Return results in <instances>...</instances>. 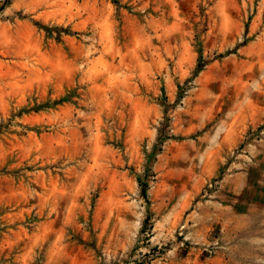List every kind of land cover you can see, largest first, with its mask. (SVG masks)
<instances>
[{
	"label": "rangeland",
	"instance_id": "obj_1",
	"mask_svg": "<svg viewBox=\"0 0 264 264\" xmlns=\"http://www.w3.org/2000/svg\"><path fill=\"white\" fill-rule=\"evenodd\" d=\"M0 58V264H264V0H0ZM194 97L245 127L209 180ZM229 172L241 215L189 243Z\"/></svg>",
	"mask_w": 264,
	"mask_h": 264
},
{
	"label": "crops",
	"instance_id": "obj_2",
	"mask_svg": "<svg viewBox=\"0 0 264 264\" xmlns=\"http://www.w3.org/2000/svg\"><path fill=\"white\" fill-rule=\"evenodd\" d=\"M197 58V56H196ZM196 58L191 57V62L194 64ZM11 62V61H10ZM14 71L8 61L0 58V89L1 94H7L6 87L13 84ZM29 76H27V79ZM46 78H48L46 76ZM28 80V86L44 87L48 82L44 77ZM8 91V90H7ZM221 94H234L228 88ZM129 110L136 111L139 106L142 107L144 101L138 96L137 91L133 88L128 90ZM197 104V105H196ZM202 106L199 99L195 101V97L189 107L187 108V117L189 125L185 127L184 132L190 133L192 130H201V134L191 139L196 145L198 152H203L205 157L212 158L207 164L206 179L216 178L225 164V158L234 149L243 138L245 127L242 126L240 120L235 121L237 105L232 102L221 103L219 105H211L208 112L202 113L198 107ZM202 116H208L210 125L201 122ZM220 116L217 120L214 117ZM239 117V116H238ZM195 126V127H194ZM205 129V130H204ZM208 129V130H207ZM243 173H223L219 180L218 197L224 198L212 200L206 199L204 202H197L192 205L190 212L186 214L185 223L189 228L186 232L185 239L189 243L198 244L200 246L210 245L216 243L214 234L212 232L216 224H220L223 228L232 223L235 218L241 215L237 199L232 197L240 191V185L236 180L242 178ZM199 188V192H200Z\"/></svg>",
	"mask_w": 264,
	"mask_h": 264
},
{
	"label": "trees",
	"instance_id": "obj_3",
	"mask_svg": "<svg viewBox=\"0 0 264 264\" xmlns=\"http://www.w3.org/2000/svg\"><path fill=\"white\" fill-rule=\"evenodd\" d=\"M201 66H202V64H201V58H200V56H199V58H198V63H197V70H199V69L201 68ZM42 106H43V105H42ZM38 109H41V105H37V106H35V108H34L33 110H38ZM138 182H139V185H140V193H141V195H142L143 197H146L147 192H146V188H145V186L142 185V183H141L140 180H138Z\"/></svg>",
	"mask_w": 264,
	"mask_h": 264
},
{
	"label": "built area",
	"instance_id": "obj_4",
	"mask_svg": "<svg viewBox=\"0 0 264 264\" xmlns=\"http://www.w3.org/2000/svg\"><path fill=\"white\" fill-rule=\"evenodd\" d=\"M214 183L216 184V181H214L213 183L212 182H208L207 183V187L208 188L213 187L214 186ZM207 252H208V255L210 256L214 251L212 250V248H210V249H207Z\"/></svg>",
	"mask_w": 264,
	"mask_h": 264
}]
</instances>
